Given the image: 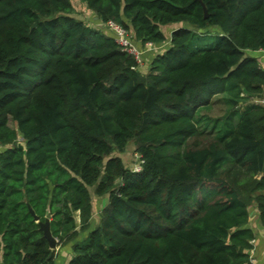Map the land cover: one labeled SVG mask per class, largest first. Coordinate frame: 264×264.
Returning <instances> with one entry per match:
<instances>
[{
	"label": "trees",
	"instance_id": "16d2710c",
	"mask_svg": "<svg viewBox=\"0 0 264 264\" xmlns=\"http://www.w3.org/2000/svg\"><path fill=\"white\" fill-rule=\"evenodd\" d=\"M81 1L164 47L143 72L73 0H0V264H54L48 213L68 264H251L264 0ZM215 97L223 114H205ZM90 187L108 194L97 222Z\"/></svg>",
	"mask_w": 264,
	"mask_h": 264
},
{
	"label": "rangeland",
	"instance_id": "374dc122",
	"mask_svg": "<svg viewBox=\"0 0 264 264\" xmlns=\"http://www.w3.org/2000/svg\"><path fill=\"white\" fill-rule=\"evenodd\" d=\"M73 3L75 5V10H76L75 15L77 17L82 18L84 21H86L88 24H90L92 26H100L101 27V25H98L97 23H95L92 20L95 13L87 7L86 3H84L81 0H73ZM176 26H174V27H176ZM174 27L170 26V27H168L169 28L168 30H173ZM165 28H167V27H165ZM163 47H164V45H155L154 49L146 52V55H145L146 59H145L144 63L142 64V66L140 67L143 72L148 71V68L150 66L149 63L151 62L153 56L155 54H157L159 50L163 49ZM243 105H244V103L241 104V106H243ZM224 110H225V104L221 101H218L215 97V102H213L210 109L204 110V113L208 114V115H212V116H218V115H222ZM11 124L15 126V122L11 121ZM20 141L21 142L23 141L22 137H20ZM116 154H118V153H116ZM120 155L122 156L124 163L127 167H132L133 164H135V162L137 160V156H136V150H135V145H134L133 141L128 144L126 151L123 153H120ZM261 175H262V173L259 174V176H261ZM90 190H91L92 197H94V199H95V197L99 198L96 200L97 203H99L100 199L103 200V202L101 201V204H100V207H103L107 203L108 194H105L103 196H98L94 192V187H90ZM249 209H250V214H251L249 223L256 230V238L254 241L255 250H252L251 253H252V256L254 257V259H255V256L258 257L259 263L263 264L264 258L262 257V255H263L264 249H263L262 243L264 242V225H262L261 222L259 221L256 204L253 203L252 205H250ZM100 211H101V208L99 209L98 214ZM98 214L95 213L96 218H98ZM78 218H79V214L77 213V220H78ZM254 251H255V253H254ZM256 261H257V258H256Z\"/></svg>",
	"mask_w": 264,
	"mask_h": 264
},
{
	"label": "built area",
	"instance_id": "2783aa9c",
	"mask_svg": "<svg viewBox=\"0 0 264 264\" xmlns=\"http://www.w3.org/2000/svg\"><path fill=\"white\" fill-rule=\"evenodd\" d=\"M100 25L103 29H106L112 32L114 39L116 40L118 44H120V46L122 47V50L132 54L135 57L139 66H142V64L144 63L146 59L145 58L146 52L154 49V46L156 45L155 43L150 42V41L144 44L136 42L132 38L131 32L128 31V29L125 28L122 24L114 20H108L105 22L101 21ZM256 53H257V56L261 64H264V48L258 49ZM261 101L263 102L264 100H261ZM136 156H137V160L131 168L133 171H140L142 169L144 158L142 154L138 153L137 151H136ZM250 254H251V264H255L254 263L255 259L252 256L251 252Z\"/></svg>",
	"mask_w": 264,
	"mask_h": 264
},
{
	"label": "crops",
	"instance_id": "0c3cea01",
	"mask_svg": "<svg viewBox=\"0 0 264 264\" xmlns=\"http://www.w3.org/2000/svg\"><path fill=\"white\" fill-rule=\"evenodd\" d=\"M92 20L97 23L98 25H100V22L101 20H99L95 15L94 17L92 18ZM254 52H257V51H254ZM4 147L0 145V151L3 149ZM93 199V219L97 222V218H96V215L95 213L98 214V211L100 208V204H101V201L103 202L102 199H100L99 203L96 202L97 197H92ZM79 214V212H78ZM78 222H80V216L78 218ZM85 235V234H84ZM81 236H83V234H81ZM262 246H263V249H264V242L262 243ZM54 249H56V258H55V262L54 264H68L70 258L72 257L73 255V252H72V248H71V244H66V245H57ZM254 250H255V246H254ZM255 253V251H254ZM262 257L264 258V250H263V255ZM256 258H257V261H256ZM258 262V263H257ZM255 264H260L259 263V260H258V257L255 256ZM264 264V262H263Z\"/></svg>",
	"mask_w": 264,
	"mask_h": 264
},
{
	"label": "water",
	"instance_id": "95a60500",
	"mask_svg": "<svg viewBox=\"0 0 264 264\" xmlns=\"http://www.w3.org/2000/svg\"><path fill=\"white\" fill-rule=\"evenodd\" d=\"M204 6L205 14L207 15V9L206 6ZM18 145L25 149V142L19 141ZM31 212L34 214V217L36 220L39 221V216L35 214L32 208H30ZM51 214L48 213L47 218L45 221H40V227L43 230L44 236L48 239L51 248H55L57 246V239L54 237L52 230H51V224H50Z\"/></svg>",
	"mask_w": 264,
	"mask_h": 264
}]
</instances>
